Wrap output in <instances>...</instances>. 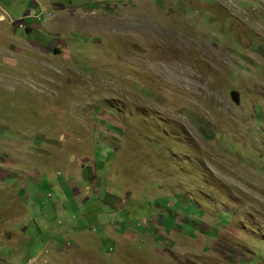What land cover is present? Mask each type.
I'll return each instance as SVG.
<instances>
[{"label":"rangeland","instance_id":"374dc122","mask_svg":"<svg viewBox=\"0 0 264 264\" xmlns=\"http://www.w3.org/2000/svg\"><path fill=\"white\" fill-rule=\"evenodd\" d=\"M0 264H264V0H0Z\"/></svg>","mask_w":264,"mask_h":264},{"label":"water","instance_id":"95a60500","mask_svg":"<svg viewBox=\"0 0 264 264\" xmlns=\"http://www.w3.org/2000/svg\"><path fill=\"white\" fill-rule=\"evenodd\" d=\"M26 33H28V31ZM230 98L235 104H238L239 101H238V94L237 93L231 92Z\"/></svg>","mask_w":264,"mask_h":264},{"label":"flooded vegetation","instance_id":"af4514ba","mask_svg":"<svg viewBox=\"0 0 264 264\" xmlns=\"http://www.w3.org/2000/svg\"><path fill=\"white\" fill-rule=\"evenodd\" d=\"M22 30H24V29H22ZM24 31H25V32H27V30H26V29H25ZM28 32H29V31H28Z\"/></svg>","mask_w":264,"mask_h":264},{"label":"bare ground","instance_id":"6f19581e","mask_svg":"<svg viewBox=\"0 0 264 264\" xmlns=\"http://www.w3.org/2000/svg\"><path fill=\"white\" fill-rule=\"evenodd\" d=\"M172 56V55H171Z\"/></svg>","mask_w":264,"mask_h":264}]
</instances>
